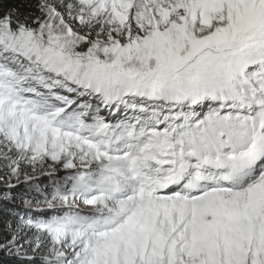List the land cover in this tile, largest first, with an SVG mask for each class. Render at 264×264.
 <instances>
[{"label": "snow or ice", "instance_id": "1", "mask_svg": "<svg viewBox=\"0 0 264 264\" xmlns=\"http://www.w3.org/2000/svg\"><path fill=\"white\" fill-rule=\"evenodd\" d=\"M12 178L7 264H264V0H0Z\"/></svg>", "mask_w": 264, "mask_h": 264}, {"label": "rangeland", "instance_id": "2", "mask_svg": "<svg viewBox=\"0 0 264 264\" xmlns=\"http://www.w3.org/2000/svg\"><path fill=\"white\" fill-rule=\"evenodd\" d=\"M64 172L63 170H61L58 175H63ZM21 180H23V177H21ZM12 184H16V188L15 189H12L10 188L3 179H0V191H6L7 194L11 193L12 195H16L18 194V192L21 190V185L20 184H17V181L15 180V178H12L11 181H10ZM36 182L37 183H41L42 182V186L43 185H46V184H49V180L47 178L46 175H42V174H39L37 173L36 174ZM4 204L8 205L9 207L11 208H15L16 211H21V207L19 206V204L17 205H12L10 201L8 200H4L3 201Z\"/></svg>", "mask_w": 264, "mask_h": 264}, {"label": "trees", "instance_id": "3", "mask_svg": "<svg viewBox=\"0 0 264 264\" xmlns=\"http://www.w3.org/2000/svg\"><path fill=\"white\" fill-rule=\"evenodd\" d=\"M7 195L6 191H0V218H3V216L7 213L9 209H12L8 205L4 204L3 201L6 200L5 196ZM0 261H4L5 264H7V258L0 256Z\"/></svg>", "mask_w": 264, "mask_h": 264}]
</instances>
